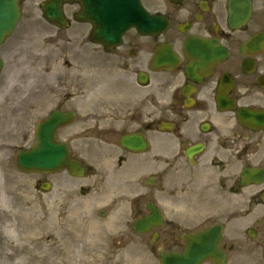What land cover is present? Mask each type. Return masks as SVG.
<instances>
[{"label":"flooded vegetation","instance_id":"flooded-vegetation-1","mask_svg":"<svg viewBox=\"0 0 264 264\" xmlns=\"http://www.w3.org/2000/svg\"><path fill=\"white\" fill-rule=\"evenodd\" d=\"M246 4L249 13L240 20ZM139 5L145 17L164 26L144 32L130 26L113 47L91 44V25L75 19L81 5L65 6L64 46L40 48L45 52L32 57L31 144L35 125L57 112L63 121L54 141L66 145L86 177L89 161L102 163V154L110 151L123 189H133V183L142 189L124 212L121 234L105 239V246L135 244L158 260V250L181 253L184 238L209 232L212 239L218 232L223 264H264V178L245 187L242 176L245 169L264 171V0H139ZM206 46L221 49L224 57L207 63ZM167 47L176 63L158 71L153 58ZM102 81L108 85L100 86ZM85 82L100 100L85 103ZM241 110L262 123L242 124ZM127 135L144 140L146 151L122 150L120 139ZM83 141L94 143L86 152L92 158L79 154ZM149 204L162 223L137 235L133 224L150 215ZM91 215L107 217L101 210Z\"/></svg>","mask_w":264,"mask_h":264},{"label":"rangeland","instance_id":"rangeland-1","mask_svg":"<svg viewBox=\"0 0 264 264\" xmlns=\"http://www.w3.org/2000/svg\"><path fill=\"white\" fill-rule=\"evenodd\" d=\"M24 14L25 19L31 16V14H33L31 7L25 6ZM18 39L22 41L20 45L22 48L31 44L32 41L30 36L25 35L24 38ZM12 42L13 39L9 44V46L11 45L9 49L14 47V42ZM21 51L23 52L24 50ZM0 86L1 89H3L5 82H0ZM13 151L14 149L7 148L0 151V264H13L12 262H14L13 260L11 262L8 261L7 258L1 257L3 251L5 253L9 252L6 251L5 248L12 246L11 244L15 242L14 238L8 236L9 234L6 232L7 230H5L6 227L10 228L14 234L19 236V242L21 241L28 244L34 239L32 231H36V229L33 225L36 224V226H41L44 221L47 225V219L52 216L55 223V220L67 219L65 222L66 225L69 219H74L75 222L70 221L69 223H73L74 230H77V226L75 225H77L76 217L78 205L75 203L76 200L73 194H69L70 200L63 206H52L46 195L35 193L32 185L34 177L19 174L15 169L14 162L12 164L11 161L6 160ZM2 197L5 198V202L1 201ZM78 218L80 220V217ZM98 247L97 251L99 252L96 254L103 255L101 254L103 247ZM84 257L87 259L86 256ZM99 258L98 261L93 259L91 264H117L115 261L109 262L101 257ZM27 259V257H24L23 262H26ZM29 259L31 260L30 257ZM80 262H82V264L86 262V260L82 258V255H80Z\"/></svg>","mask_w":264,"mask_h":264},{"label":"bare ground","instance_id":"bare-ground-1","mask_svg":"<svg viewBox=\"0 0 264 264\" xmlns=\"http://www.w3.org/2000/svg\"><path fill=\"white\" fill-rule=\"evenodd\" d=\"M1 201L5 202L6 200L4 197H2ZM38 227H39L38 237H41V238L36 239L37 238L36 237L35 239L32 240L30 244L23 243L21 241L19 242L20 240L18 238L19 236L14 234V232L10 230V228L6 227L5 230H7L6 232L9 234L8 236L11 238H14L15 242L14 244L13 243L11 244L12 246L5 248V250L9 252L5 253L3 251L1 253V257L7 258V260L11 262L13 260L14 261L12 262L13 264H24L23 262L24 257H27L28 259L29 257L31 258L30 264H32V262L34 264H50L51 262L56 263V262H59L60 259L54 258L51 261V257H52L53 252H54V256L57 255L55 248L59 245H62L64 247L62 250V253L59 256V258L61 257L63 261H65L67 255L70 254L71 252H74L75 255L78 256L79 251L77 247H78L79 240H78L77 234L75 235L76 237H74L75 240H69V242H67L68 236L66 234H63L62 236L58 238L56 242L50 241L49 243H46L43 240V238L44 236H48L49 234L48 231L52 228H50L49 223L46 225L45 221L41 224V226H38ZM58 264H60V262Z\"/></svg>","mask_w":264,"mask_h":264},{"label":"water","instance_id":"water-1","mask_svg":"<svg viewBox=\"0 0 264 264\" xmlns=\"http://www.w3.org/2000/svg\"><path fill=\"white\" fill-rule=\"evenodd\" d=\"M12 0H0V38L2 34L8 31L14 22V5H10ZM50 11L56 13L55 7L52 4ZM55 152V151H54ZM54 155L47 154V150H36L31 153H23L19 159V167L33 169V167L46 168L55 160ZM59 158V157H57ZM175 264H195V261L182 260L176 261Z\"/></svg>","mask_w":264,"mask_h":264}]
</instances>
